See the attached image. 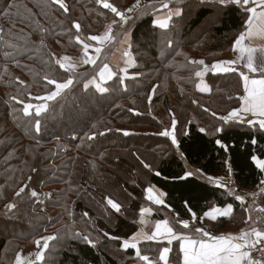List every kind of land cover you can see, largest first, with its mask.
<instances>
[{"label": "trees", "instance_id": "obj_1", "mask_svg": "<svg viewBox=\"0 0 264 264\" xmlns=\"http://www.w3.org/2000/svg\"><path fill=\"white\" fill-rule=\"evenodd\" d=\"M135 2L110 0L118 9ZM63 3L68 12L52 0H0V264H14L19 253L36 248L35 241L46 236L55 239L34 264H143L134 250L123 247L141 227V207L151 208L155 219H168L185 236L200 238L194 229L210 204L230 205L233 213L217 220L212 232L241 229L248 205L206 177L231 174L242 190L261 188L264 172L251 157L264 159V131L218 119L242 104L240 73L207 72L211 92L202 93L195 72L203 67L192 62L202 59L212 65L232 51L243 10L218 7L215 0H174L170 8L181 9L182 16L164 30L153 23L161 6H145L125 27L115 26L110 42L93 58L95 65L65 72L55 61L80 55L85 44H92L89 38L101 35L116 16L97 0ZM212 20L216 23L204 29ZM127 32L136 61L129 73L135 77L123 85L114 69L115 77L105 84L108 92L86 88L104 64L110 66ZM164 32L170 47L161 40ZM46 76L57 82L71 78L73 84L47 102L37 132L34 108L32 115L23 109L42 102L34 97L55 90ZM174 118L175 145L170 136L159 135L172 131ZM188 172L194 174L186 176ZM153 186L166 194L165 206L146 199V189ZM21 188L24 192L17 196ZM108 198L121 204L120 213L110 209ZM179 220L188 221L189 229L175 223ZM160 245L171 249L169 264H182L179 241ZM139 248L158 257L156 242Z\"/></svg>", "mask_w": 264, "mask_h": 264}, {"label": "snow or ice", "instance_id": "obj_2", "mask_svg": "<svg viewBox=\"0 0 264 264\" xmlns=\"http://www.w3.org/2000/svg\"><path fill=\"white\" fill-rule=\"evenodd\" d=\"M52 2L58 4L64 12L69 11L68 6L63 3V0H52ZM97 2L101 3L103 8L109 9L112 13H115L116 16H119L121 21H125V14L119 11L118 8L113 5V3H109L107 0H97ZM208 2L209 0H199V3L201 4H207ZM215 3L218 7L232 5L238 10H243L244 22L241 26V29L233 38L234 43L232 50L233 52L238 53V55L236 59L218 61L212 64L210 68L205 65L203 60L193 61L192 63L205 65L202 71L195 72V76L201 77L205 72L208 71H215L217 73L235 71L231 65L235 64L237 60L244 62L243 67L246 68L249 73L259 72L261 74V78L255 79L250 78L249 75H245L243 70L241 71V78L243 81V103L240 106L228 111L226 115L218 117V119L223 121L225 124L233 121L247 123L248 125L257 126L258 130L264 131V48L257 49L245 44V41L249 40L254 35L264 36V0H215ZM161 7L167 9L169 5L167 3H162ZM129 11H131V9H129ZM174 14L180 15V12L176 11ZM171 19L172 17L169 15L165 20L158 21V27L165 30L169 29V21ZM74 27L78 31L81 25L76 23ZM89 39L102 44L111 39V29L109 28V32L103 36L92 35ZM161 40L163 41L165 47L171 46V40L167 36V32L161 34ZM88 48L89 45L85 44L84 55L86 59L84 60V63L95 65L96 60L88 56ZM94 51L99 53L102 51V49L100 47H96ZM257 53H259V56ZM63 59L67 60L68 57H64ZM55 63L58 64L59 68L63 69L65 72L73 70L75 67L72 64L62 63L60 59H57ZM122 71L126 73L127 69H123ZM98 76V80L94 77L93 81H89V84H92L99 93L108 92L109 89L104 85L107 84L108 79L112 78L113 73L107 64L103 65V68L100 70ZM45 79L49 85L54 86L55 90L49 91V93L45 96L34 97V99L40 100L42 102L36 105L31 103L26 104L23 109L25 115H32L31 110L34 108L35 117H37V119L34 121V127L37 132L40 131L41 128V119H39V117L48 111L47 102L55 100L64 90L68 89L73 84V80L71 78L66 79L64 82H57L56 79L48 78L47 76ZM85 87L87 88L88 85L86 84ZM19 102L22 103V101ZM213 115L215 116L216 113H213ZM253 117L255 119H253ZM176 124L177 121L174 118L171 123L172 131L165 129L159 133L161 136H170L171 142L174 145L177 144V139L175 136ZM199 131L203 133L205 132V129L200 128ZM214 131L219 133L223 131V128L214 127ZM187 134L188 133H185V135ZM101 135H103V133H101ZM123 135L128 136L130 133L125 131ZM87 138L89 140L94 139V137L91 135H89ZM216 143L221 144V141L217 139ZM252 143L255 144L257 141L253 139ZM251 159L259 168V170L264 172V159H260L256 156H252ZM144 166L146 168L150 167L148 164H145ZM230 172L231 169H229V173ZM193 174L194 173L192 172L185 173L186 176H191ZM156 175H160V173L157 172ZM201 175H203V173H201ZM206 179L209 183L216 184L221 188L227 187L221 178L207 176ZM260 183L261 185H264V180H262ZM23 192L24 189L21 188L19 192L16 193V195L20 196V194ZM228 194L234 195L236 200H244L243 196L235 193V189L230 188ZM31 195L35 197L37 193L33 191ZM146 199L156 205L164 204L163 199L157 198L153 195V187H148L146 189ZM107 205L110 206V209L114 210L116 213L121 212V204L115 202L112 198L107 199ZM8 207L10 209L14 208L15 204H10ZM151 211L152 209L149 207H141L139 209L141 216L139 223L141 225L146 223L144 219L145 214H150ZM189 211L191 212V209H189ZM230 211L231 208L221 209L220 207H213L210 210L205 211L203 216L215 218V215H227ZM259 211L264 212V208L259 209ZM85 215H87V213H85ZM192 216L195 217L196 214L193 212ZM249 219H251V217H249ZM175 223L182 225V229H189L190 227L189 222L185 220L175 221ZM194 231L200 234L199 239L185 236L183 231H177L174 225H170L168 219H164L154 224V230L151 232V234L145 233L143 230H141L140 232H137L131 236V243L128 239H125L123 241V247L136 249V257L139 261H142L143 264H161V262H163V264H169V253L171 249L166 245L162 246L161 248V241H166L167 244H171L173 241H182L179 250L183 253V264H264V261L252 260L249 251L257 245L264 244V231H259L253 228L251 232H243L237 237L229 238L210 236L208 231H205L200 227H196ZM76 235H79V233ZM105 235H107V233H105ZM140 237H142L145 241L156 242L158 250L157 259H151L149 255L141 253V249L137 247V241ZM252 237H255V243H253ZM204 238H208V240L206 241ZM53 239H55L53 236L42 237L41 239L35 241V245L38 249L42 248L47 250L49 247V241ZM83 239L89 244H92V241L87 235H85ZM113 239H118V237H113ZM147 247L151 249V245H148ZM36 259H44L42 251L37 252ZM16 264H26V262L21 258L20 255H17ZM27 264H32V262L27 261Z\"/></svg>", "mask_w": 264, "mask_h": 264}, {"label": "crops", "instance_id": "obj_3", "mask_svg": "<svg viewBox=\"0 0 264 264\" xmlns=\"http://www.w3.org/2000/svg\"><path fill=\"white\" fill-rule=\"evenodd\" d=\"M168 2H169V0H137L136 3L130 8L131 11H129L127 13V15H128V17H129L130 20L131 19H135V16L138 13V11L140 9L144 8L145 6H150V5H160L161 6L162 3H167L169 5ZM176 11H179L180 12V15H175L174 13ZM169 15L172 17V19L169 21V26H170L173 19L182 16V10L179 9V8H170V5H169V7L167 9H164V8L161 7L160 8V12L154 16V20H153L154 26L158 27L157 22L158 21L165 20ZM114 24H115V22L110 23L106 27V29L109 30V28H110L111 31H113ZM101 35H102V33H101ZM123 39H124L123 40L124 42H121L122 43V44L120 43L121 45L119 44L120 46L117 47L116 52L114 53V55L112 56V58L110 60V63L111 64L109 66V69L113 73V76H112L111 79H108V82L111 81L115 77V75H116L115 74V71L116 72H119L120 74H123L124 75V74H128L132 69L135 68V65L133 64L134 63V57H133V55H131L128 52L129 49L131 51V48H130V43H131V39H132L131 33L130 34H127L126 36H124ZM109 41L110 40H108V41H106V42H104V43L101 44V43H98L96 41H92L91 40L92 44L89 45V48H88V56H90L91 58H94L95 55L98 54L97 52L94 51V49L96 47H100L101 49H103L108 44ZM245 44L246 45H249V46H252L254 48H257V49L264 48V36L254 35L249 40H246L245 41ZM122 51H123V53H122ZM84 52H85V49L77 57L65 55V56H62V58L60 60H61L62 63L72 64V65L75 66L74 69L73 70H70V71H77L80 68L88 65V64L84 63V60L86 59V57L84 55ZM237 55H238V53L233 52V50H232L230 53L224 55V57H223V59L221 61L236 59ZM257 55L259 56V53H257ZM64 57H68V59L67 60H64L63 59ZM243 64H244L243 61L237 60V62L235 64L231 65V67L234 68L235 71H230V72H238V73L241 74V71L243 70V73L245 75H249L250 78H255V79L261 78V74L259 72L249 73L247 71V69L243 67ZM114 69H115V71H114ZM123 69H127V72L125 73L124 71H122ZM210 72H213L214 74H227V73H230V72L217 73L215 71H210ZM96 79L98 80L99 79V76ZM91 81H93V80H91ZM88 86H93V85L92 84H88ZM197 87H198V90L199 91L204 92V93H209L208 88H206L205 85L202 84V82L200 83V81H199ZM242 103H243V99H242ZM253 119H255V118L253 117ZM218 178H221L224 184H226L227 182L233 184V188L235 189V192L236 191L239 192V193L236 192L239 195L244 194V193H247V192H250L251 193V192H256L257 191V190H254V191H245V190H242L241 188H239L238 186L235 185L231 174L226 175V176H219ZM224 188L227 189V190L230 189L228 187H224ZM153 195L155 197H157V198L163 199V201H164V204H162V205H156V204H154V205H156V206H165L166 194L164 193V191L160 190L156 186H153ZM258 197L262 198V194L258 195ZM239 202L242 203V204L245 203L244 200L243 201H240L239 200ZM213 207H218V206L215 203H212L209 206V210L211 208H213ZM227 208H231V211L228 212L227 215L221 216V215H215L214 214L215 215V218H212V217H204L203 216L202 219H201V225L198 226V227L203 228L205 231H208L209 234H210V236L225 237V238L237 237V236H239L243 232H251L252 226H250L251 224L249 222H247L241 229H239L237 231H224V232H221V233H218V234L213 233L212 232V228L215 226V223L217 222V220H219L221 218H228L233 213V207L230 206V205L229 206H226L224 208H221V209H227ZM144 219H145L146 223L144 225H141L140 229L137 232H140L141 230H143V232L148 233V234H151V232L154 230V224L156 222L161 221V220H158V219H155L154 218L153 211H151L150 214H145ZM255 227H256L257 230L264 231V226L259 227V224H257ZM196 239H199V238H196ZM204 239L206 241L208 240V238H204ZM128 240H129L130 243L132 242L131 241V238H129ZM161 242H165V241H161ZM179 242H180V244L182 243V241H179ZM208 242H211V241H208ZM234 242H236V241H234ZM142 243H145V244L152 243V244H154L155 241H145L142 237L138 238L137 247L139 248V245L142 244ZM125 249H127V250H134L135 252L137 251L136 249H133V248H125ZM18 255H20L21 258L25 261L26 257L24 256V253L21 252ZM149 257L151 259H157L158 258V257L156 258L153 255H149ZM38 261H40V260H37L36 262H38ZM14 264H16V260H15V263ZM161 264H163V262H161ZM182 264H183V253H182Z\"/></svg>", "mask_w": 264, "mask_h": 264}, {"label": "rangeland", "instance_id": "obj_4", "mask_svg": "<svg viewBox=\"0 0 264 264\" xmlns=\"http://www.w3.org/2000/svg\"><path fill=\"white\" fill-rule=\"evenodd\" d=\"M137 1V0H136ZM172 1H174V0H169V5H170V3L172 2ZM107 2H109L110 3V0H107ZM136 3V2H135ZM134 3V4H135ZM133 4V5H134ZM102 5V4H101ZM132 5V6H133ZM131 6V7H132ZM131 7H129V8H124V9H118L119 11H121V12H123L124 14H125V21H121L120 20V17L119 16H116L113 20H111L110 21V23H112V22H115V24H114V28H115V26H124V24H128V23H130V22H132V20L133 19H129V17H128V15H127V13L129 12V9L131 8ZM115 14V13H114ZM109 23V24H110ZM215 24L216 22H214V20H212V21H209V24H207V25H205L204 26V29H206L207 27H209V25L210 24ZM108 24V25H109ZM125 27V26H124ZM109 32V30H105L104 29V31L102 32V35L101 36H103V35H105L106 33H108ZM112 32L113 31H111V36H112ZM131 32H127L126 33V35L127 34H130ZM125 35V36H126ZM111 40V39H110ZM124 40V39H123ZM110 42V41H109ZM122 42H124V41H122ZM143 43H145L144 41H143ZM122 44V43H121ZM120 44V45H121ZM119 45V46H120ZM107 46V45H106ZM118 46V47H119ZM129 46V45H128ZM116 52V51H115ZM128 52L131 54V55H133V53L130 51V49L128 50ZM122 53H123V51H122ZM79 56V55H78ZM73 57H77V56H73ZM133 57H134V55H133ZM62 58V57H61ZM223 59V58H222ZM200 60H202V59H200ZM199 61V60H198ZM135 66H136V61H135V57H134V63H133ZM205 65L206 66H208L209 68H210V66L211 65H208V64H206L205 63ZM205 65H202V67L204 68V66ZM203 68L200 70V71H202L203 70ZM208 72H210V71H208ZM117 73H119V72H117ZM211 73H213V72H211ZM206 74H207V72H205L204 73V75L203 76H201L200 77V83L202 82V84H204L205 85V87L206 88H208V90H209V92H211V87H210V85L208 84V82H207V80H206ZM214 74V73H213ZM121 76H122V79H123V85H125V80H128V79H131V78H134L135 77V75H133V74H130V73H128V74H121ZM202 93H204V92H202ZM82 115H84V116H86V112L85 111H83V113H82ZM78 118H80V117H78ZM225 185H227V187L228 188H231V189H234L233 188V184H231V183H229V182H227ZM236 193V192H235ZM260 194H262V198H260V197H258V195H260ZM241 196H244V202L248 205V207H250V209L248 208V207H246L247 209H248V213H247V221H246V223L247 222H249L251 225L250 226H252V229L253 228H255L256 229V225L257 224H259V227H261V226H264V212H261V211H259V209H261V208H264V185H262V187L261 188H259L256 192H247V193H244V194H241ZM258 197V198H257ZM263 206V207H262ZM249 217H251V219H249ZM262 224V225H261ZM259 231H261V230H259ZM253 238V237H252ZM41 239V238H40ZM43 252L44 253V249H42V248H40V249H38L37 247L36 248H34V249H32V250H30V251H26V252H22V253H24V256L26 257V259H25V262H26V264H27V261H31L32 262V264H34L36 261H37V259H36V254H37V252ZM40 261H42V260H40ZM40 261H38V262H40ZM130 264H134L133 262L132 263H130Z\"/></svg>", "mask_w": 264, "mask_h": 264}, {"label": "built area", "instance_id": "obj_5", "mask_svg": "<svg viewBox=\"0 0 264 264\" xmlns=\"http://www.w3.org/2000/svg\"><path fill=\"white\" fill-rule=\"evenodd\" d=\"M3 32H4L3 28H0V33H3ZM252 240H253V243H255V237ZM249 251H250V256L252 260L264 261V244L257 245L256 247H253Z\"/></svg>", "mask_w": 264, "mask_h": 264}]
</instances>
